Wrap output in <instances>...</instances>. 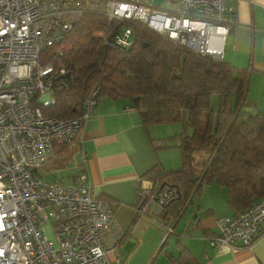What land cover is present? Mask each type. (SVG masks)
Listing matches in <instances>:
<instances>
[{"label": "built area", "instance_id": "1", "mask_svg": "<svg viewBox=\"0 0 264 264\" xmlns=\"http://www.w3.org/2000/svg\"><path fill=\"white\" fill-rule=\"evenodd\" d=\"M164 1L168 7L154 0H0V264H121L113 256L115 244L104 239L114 221L113 207L90 195L83 169L68 184L38 173L55 144L75 137L96 93L95 87L86 94L79 117L44 114L41 107L54 102L47 76L52 66L39 61V52L84 13L99 12L112 21L140 20L195 52L223 57L224 23L232 13L227 0ZM129 35L125 28L113 44L127 47ZM148 190L143 193L150 198ZM168 194L162 191L160 202ZM262 220L264 200H259L218 219L220 236L208 245L218 251L233 249L238 241L247 246Z\"/></svg>", "mask_w": 264, "mask_h": 264}, {"label": "trees", "instance_id": "2", "mask_svg": "<svg viewBox=\"0 0 264 264\" xmlns=\"http://www.w3.org/2000/svg\"><path fill=\"white\" fill-rule=\"evenodd\" d=\"M125 28L130 44L121 48L113 40ZM39 61L52 66L47 76L54 102L41 107L46 115L79 117L95 87V103L100 96L129 99L144 126L186 114L174 140L159 146L177 147L181 167L148 172L164 182L153 191L169 190L163 202L155 192L150 197L160 207L158 222L173 227L210 182L225 188L226 203L237 213L254 199L264 200V111L244 110L252 70L195 52L140 20L112 21L99 12L84 13L52 45H43ZM74 138L55 144L54 151H67ZM191 259L182 250L171 257L173 264H194Z\"/></svg>", "mask_w": 264, "mask_h": 264}, {"label": "crops", "instance_id": "3", "mask_svg": "<svg viewBox=\"0 0 264 264\" xmlns=\"http://www.w3.org/2000/svg\"><path fill=\"white\" fill-rule=\"evenodd\" d=\"M227 1L232 14L224 23L228 31L222 41V59L234 68L252 70L248 95L254 103L246 111H264V86L260 85L264 82V0ZM224 31L220 28L218 34ZM185 120L183 112L178 121L144 126L129 99L100 96L69 149L56 152L53 147L52 158L59 159L51 160L46 170L67 168V173L45 180L68 184L83 169L90 195L113 207L114 221L104 239L115 244L113 256L121 264H173L171 257H178L179 250L191 256L194 264H264V220L247 246L238 241L233 249L218 251L208 245L210 238L220 236L217 220L239 213L226 203L225 188L216 182L205 184L173 227L155 219L160 211L155 198L164 182L148 172L181 167L177 147L159 146L174 140ZM158 183L159 190L153 191ZM144 189L155 192V198L146 196ZM44 232L51 237L47 226Z\"/></svg>", "mask_w": 264, "mask_h": 264}, {"label": "rangeland", "instance_id": "4", "mask_svg": "<svg viewBox=\"0 0 264 264\" xmlns=\"http://www.w3.org/2000/svg\"><path fill=\"white\" fill-rule=\"evenodd\" d=\"M154 3L156 4V5H159V6H161V7H165V6H167L168 7V4L164 1V0H154ZM260 85L261 86H264V82H260ZM262 95H264V94H262ZM258 96V95H257ZM253 99L254 98H252L250 95H248L247 96V99H246V103H245V105H244V110H248V108L250 109V108H252L251 107V105L254 103L253 102ZM255 105V104H254ZM253 106V105H252ZM253 109V108H252ZM181 130H182V128H181ZM180 130V131H181ZM196 158H197V155H196ZM59 158L58 157H54V158H52V159H49L48 161H46L44 164H42L41 165V167H39L38 168V171L39 172H41V177L42 178H46V179H50V180H53L54 178H55V176H61V175H63V174H65V173H67V168H63V169H60L59 170V172L58 171H54V170H51V169H49V170H46V167L48 166V167H50V162H51V160L52 161H55V160H58ZM58 183V182H57ZM58 184H63V183H58ZM48 234V233H47Z\"/></svg>", "mask_w": 264, "mask_h": 264}]
</instances>
